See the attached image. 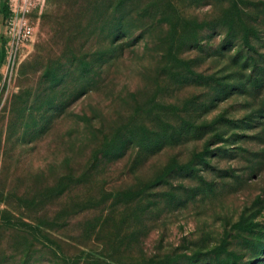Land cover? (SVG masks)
<instances>
[{
	"label": "rangeland",
	"instance_id": "1",
	"mask_svg": "<svg viewBox=\"0 0 264 264\" xmlns=\"http://www.w3.org/2000/svg\"><path fill=\"white\" fill-rule=\"evenodd\" d=\"M49 7L0 61V264H264V0Z\"/></svg>",
	"mask_w": 264,
	"mask_h": 264
},
{
	"label": "trees",
	"instance_id": "2",
	"mask_svg": "<svg viewBox=\"0 0 264 264\" xmlns=\"http://www.w3.org/2000/svg\"><path fill=\"white\" fill-rule=\"evenodd\" d=\"M3 7H0V13H3L5 16L9 14V7L6 4V0L1 1ZM96 4L102 8L104 14V20L102 21L103 28L108 25V22L112 16L118 13L120 8H125V0H120L116 3L115 0H50V9L47 13L44 14V24L54 23L55 30L64 29L67 24L77 23L87 19L90 15V7ZM115 31L120 30L119 26H113ZM108 51H104L103 56H106ZM6 57V50L0 52V61H3ZM91 84V81H88ZM2 223L9 228H22L20 224H17L16 221H13L11 217H4ZM29 224L30 223H25Z\"/></svg>",
	"mask_w": 264,
	"mask_h": 264
},
{
	"label": "built area",
	"instance_id": "3",
	"mask_svg": "<svg viewBox=\"0 0 264 264\" xmlns=\"http://www.w3.org/2000/svg\"><path fill=\"white\" fill-rule=\"evenodd\" d=\"M45 1L7 0L10 14L6 19L8 40L5 48L9 65L16 63L20 47L32 39L34 26L30 21V14L36 7L43 6Z\"/></svg>",
	"mask_w": 264,
	"mask_h": 264
}]
</instances>
